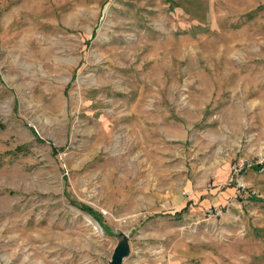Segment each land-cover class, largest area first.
<instances>
[{
    "label": "rangeland",
    "instance_id": "rangeland-1",
    "mask_svg": "<svg viewBox=\"0 0 264 264\" xmlns=\"http://www.w3.org/2000/svg\"><path fill=\"white\" fill-rule=\"evenodd\" d=\"M263 160L264 0H0V264H264Z\"/></svg>",
    "mask_w": 264,
    "mask_h": 264
},
{
    "label": "trees",
    "instance_id": "trees-1",
    "mask_svg": "<svg viewBox=\"0 0 264 264\" xmlns=\"http://www.w3.org/2000/svg\"><path fill=\"white\" fill-rule=\"evenodd\" d=\"M254 167H255L256 169H259V168L264 167V160H263V162H262L261 164H256ZM82 208L85 209V210H88L85 206H82ZM185 208H186V206L183 207L182 209L176 211V212H175V215H180V214L182 213V211H183ZM88 211H90V210H88Z\"/></svg>",
    "mask_w": 264,
    "mask_h": 264
},
{
    "label": "water",
    "instance_id": "water-1",
    "mask_svg": "<svg viewBox=\"0 0 264 264\" xmlns=\"http://www.w3.org/2000/svg\"><path fill=\"white\" fill-rule=\"evenodd\" d=\"M119 258H117L116 260H112L109 264H119Z\"/></svg>",
    "mask_w": 264,
    "mask_h": 264
},
{
    "label": "bare ground",
    "instance_id": "bare-ground-1",
    "mask_svg": "<svg viewBox=\"0 0 264 264\" xmlns=\"http://www.w3.org/2000/svg\"><path fill=\"white\" fill-rule=\"evenodd\" d=\"M26 36H27V35H26ZM132 109H133V108H132ZM132 109H131V110H132ZM131 110H130V111H131ZM140 113H141L142 115H145L146 112L143 111V109H140ZM131 114H133V113H131Z\"/></svg>",
    "mask_w": 264,
    "mask_h": 264
},
{
    "label": "built area",
    "instance_id": "built-area-1",
    "mask_svg": "<svg viewBox=\"0 0 264 264\" xmlns=\"http://www.w3.org/2000/svg\"><path fill=\"white\" fill-rule=\"evenodd\" d=\"M215 213L217 214V211Z\"/></svg>",
    "mask_w": 264,
    "mask_h": 264
}]
</instances>
